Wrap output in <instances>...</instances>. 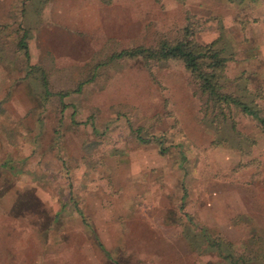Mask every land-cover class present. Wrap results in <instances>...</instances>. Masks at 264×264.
<instances>
[{
	"label": "rangeland",
	"instance_id": "rangeland-1",
	"mask_svg": "<svg viewBox=\"0 0 264 264\" xmlns=\"http://www.w3.org/2000/svg\"><path fill=\"white\" fill-rule=\"evenodd\" d=\"M188 26L264 117V0H0V264H264L256 121L215 147L179 60L110 61Z\"/></svg>",
	"mask_w": 264,
	"mask_h": 264
},
{
	"label": "trees",
	"instance_id": "trees-1",
	"mask_svg": "<svg viewBox=\"0 0 264 264\" xmlns=\"http://www.w3.org/2000/svg\"><path fill=\"white\" fill-rule=\"evenodd\" d=\"M160 1L156 0V2ZM174 1L180 5H184L186 2V0ZM193 35V30L188 26L182 30L180 36L173 40H160L156 46L150 48L137 47L123 50L114 54L110 61L141 59L145 66H150L155 63L179 60L191 76L196 87V93L202 101L200 106L201 121L207 123L210 130L217 136L212 142L215 147L226 143L227 140L219 139L226 127L231 129L239 146L249 141L236 129L232 117L234 112L252 117L256 121L257 127L264 133V117L261 115L259 106H255L251 100L246 102L243 97L227 92L224 80L226 79L225 68L228 60L223 55V50L217 48V41L200 45L195 42ZM25 38H27L26 32L22 36L20 46L27 58L28 49L24 42ZM41 75L44 99H47L52 94L49 91L46 75L43 71ZM83 85L84 83L79 84L76 92H80ZM58 95L60 99L64 98V94ZM219 242L220 246L222 241Z\"/></svg>",
	"mask_w": 264,
	"mask_h": 264
}]
</instances>
